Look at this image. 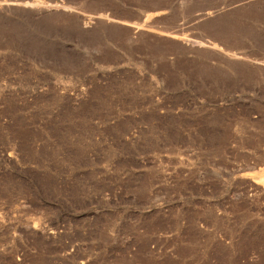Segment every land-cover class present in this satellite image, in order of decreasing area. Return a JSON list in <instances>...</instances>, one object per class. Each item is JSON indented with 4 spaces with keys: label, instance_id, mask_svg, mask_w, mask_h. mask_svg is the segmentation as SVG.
<instances>
[{
    "label": "rangeland",
    "instance_id": "374dc122",
    "mask_svg": "<svg viewBox=\"0 0 264 264\" xmlns=\"http://www.w3.org/2000/svg\"><path fill=\"white\" fill-rule=\"evenodd\" d=\"M0 264H264V0H0Z\"/></svg>",
    "mask_w": 264,
    "mask_h": 264
}]
</instances>
